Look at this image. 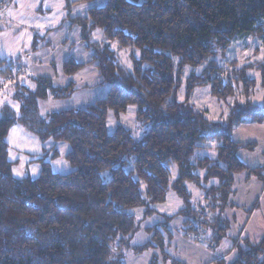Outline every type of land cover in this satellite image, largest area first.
Here are the masks:
<instances>
[{"label": "trees", "instance_id": "16d2710c", "mask_svg": "<svg viewBox=\"0 0 264 264\" xmlns=\"http://www.w3.org/2000/svg\"><path fill=\"white\" fill-rule=\"evenodd\" d=\"M67 2L70 12V0ZM88 14L87 18L70 20L72 24L80 25L82 39L87 42V49L92 48L94 55L88 63L70 59L64 63V69L71 75L81 72L93 60L98 61L95 67L105 73L103 82L109 85L108 95L84 109L54 111L52 124L46 126L44 135L48 139L55 143H70L71 151L67 156L73 169L70 174H53L47 154L40 161L43 171L39 179L15 180L10 172L14 165L5 159L3 146L0 145V264H125L128 251L140 254L154 247L152 241L143 246H132L131 241L135 232L139 231V224L134 221V213L128 211L140 202L137 186L148 179L152 170H155L156 176L149 181L147 194L150 202H145L144 215L158 213L151 205L166 202L170 183L171 190L185 199L187 205L179 213L185 217L181 231L185 236L198 233L200 225L206 222L201 221L196 209L191 208L193 193L188 191L183 181L195 182L198 188L204 187L198 182L199 169L211 159L212 144L204 146L195 163L182 167L175 181L156 178L163 176L161 169L164 165L160 161L168 157L179 161L183 155L191 153L193 148H189L188 153H182V147L199 139L197 129L201 118L208 120L206 112L198 110L192 102L193 93L206 84L210 85V92L215 98L226 97L227 100L240 96L245 100L233 105L234 108L244 109L237 115L242 124L264 119V99L260 103L253 102L258 82L248 73L253 69L261 72V86L264 88V63L242 64L235 60L221 66L216 60L241 36L258 37L264 44V0H108L105 6L94 7ZM89 21H98L104 26L102 41L90 39L89 33L95 30V25ZM213 40L220 52L210 62V68L200 75L192 74L185 81L183 64L197 63L195 56L199 54L203 58L212 47L210 42ZM95 46H102V50ZM131 46H144L141 58L152 65L141 75L138 62L133 61L136 75L152 89L151 95L146 96L143 88L137 87L130 76L115 78L112 75L122 65L121 51L127 53L130 59L134 56ZM126 48L129 51L126 52ZM155 48L161 51L154 52ZM169 51L184 55L186 60L173 65ZM18 61L21 62V59L0 61V65L17 67L18 70L24 68ZM149 76L157 78L159 87L153 88ZM38 79L40 84L34 97H44L51 91L54 100L62 96L66 99L75 89V84L55 89L51 87L49 77L40 76ZM10 84L0 83V96ZM13 86L25 87L19 81ZM179 87L185 89L184 103L191 107V114L179 111L165 113L155 108L148 115L144 114L143 105H151L157 94L170 93L173 88L179 102ZM34 103L33 98L29 101L30 107ZM133 103L137 107V123L144 121L152 125V130L141 143L135 142L132 131L122 124L112 134L108 129L109 113L113 112L120 118L127 114ZM245 115L250 119H242ZM10 123L7 116L0 120V133H4ZM222 138L229 139L227 135ZM237 145L242 144L234 140L229 145L232 151L227 153L225 163L216 164V169H224L223 172L210 171L203 177L205 183L212 174L222 180V185H213L205 191V199L211 196L215 200L217 197L213 194L221 193V210L224 206L238 208L233 200L228 199L236 193L233 185L237 183V172L245 173L247 180L256 175L264 181L262 168L250 169L241 162ZM242 146L247 149L253 147L252 144ZM57 155L55 152L53 158ZM131 157H135L134 162H130ZM102 172L108 175L101 176ZM210 206L215 208L218 205ZM199 209L200 214H206V206L200 205ZM174 218L165 217L163 228L166 232L169 221ZM230 224V220L218 221L217 243L223 239L226 226ZM149 230L153 232V240L161 248L167 262L165 238L159 225ZM245 242L246 247L237 248V258L230 264H264V259H260L264 255V237L257 245L248 240ZM112 244L117 248L116 253L111 252ZM110 255L114 259L109 260ZM151 264H160V258L154 257ZM174 264L179 262L174 261Z\"/></svg>", "mask_w": 264, "mask_h": 264}, {"label": "clouds", "instance_id": "9594fccd", "mask_svg": "<svg viewBox=\"0 0 264 264\" xmlns=\"http://www.w3.org/2000/svg\"><path fill=\"white\" fill-rule=\"evenodd\" d=\"M22 8H34L35 5H22ZM77 8H87L88 4H76ZM4 14L7 16L13 17L16 20L14 27H19L21 23L25 21L21 20L20 17L25 15L23 11L17 13L13 12L9 5L4 6ZM29 16L32 13H28ZM47 19V18H45ZM58 20V18H57ZM5 24L9 23L7 19L4 21ZM56 20H54V23ZM89 23L95 25V30L90 31V39H97L103 32L104 26H102L98 21H89ZM38 28H43L44 25H36ZM80 25L77 24L73 35L77 37V47L76 49H71L67 45L62 46L64 52L79 51L80 47L87 43L84 40L79 38ZM115 31V29H113ZM43 34V33H41ZM62 34V33H61ZM30 38V34H28ZM23 38V37H22ZM131 45V42H129ZM212 47L207 53L203 55V58L199 54L195 56V61L197 63L186 62L183 64V74L188 76L191 71L200 74L204 72L206 68H210V62H212L215 56L220 52L219 46L216 45V42L213 40L210 42ZM101 47L102 46H95ZM113 47H116L113 44ZM144 46L137 48L131 46V50L134 53L132 59L124 58L123 64L120 66L119 71H115L112 75L115 78H120L124 75L130 76L137 84V87H142L145 91L146 96L152 94V89L148 88V85L145 84L140 78L136 75L134 70L133 61L138 62L137 66L141 71V75L145 74L148 69L152 68V65L149 63L143 62L141 58V50ZM17 51H20L19 46L9 49L10 55H15ZM51 51V50H49ZM129 51V49H125ZM160 48H155L154 52H160ZM38 55V54H37ZM85 59H89L94 55L92 48L90 47L87 51L82 53ZM168 55L171 58L173 65L180 63L186 60L184 55L172 54L170 51ZM48 57H45V63L42 65L34 64L31 62V56L29 55L24 61H18V64H26L27 67L19 69L17 67L9 68L7 65H0V69H3L0 72V83L11 84L6 87L2 92L3 99L0 100V120H3L5 116L11 121L9 127L4 133H0V145L3 146L5 159L13 164L10 168L12 178L15 180H22L25 178H30L33 181L39 179V175L43 171V165L40 161L44 159V156L41 154V148L48 144H55V141L48 139L44 133L46 131V126L52 124L51 116L54 111H59L65 107L78 108L81 106L82 94L79 91L80 85L83 83L81 80V73L75 72L73 74L66 73L64 65L61 61L60 54H57L55 69L47 63ZM98 61L93 60L92 64L88 66L85 71L91 69L90 76L88 77L89 83L93 84L99 81H103L105 78V73L99 68L94 67ZM41 75H47L50 78V84L52 88L60 89L67 87L69 85L75 84V89L70 97L65 99L63 96L61 99L54 101L53 92L49 91L46 96L41 97L40 95L33 94L37 93L38 86L40 84L39 77ZM36 78V79H31ZM149 80L153 82V88L159 87L157 83V78L149 76ZM19 81L25 87L16 88L13 85ZM210 90V85H205L203 89H196L197 93L203 92L207 94ZM135 91V89H134ZM231 94V93H229ZM35 100L34 106L29 105L30 100ZM185 98V89L184 87H179V102H177L176 90L175 88L170 90V93L163 95L157 94L155 99H153L152 104H145L142 106V110L145 115H148L153 108L161 112H171L179 111L181 113L188 112L192 113V109L189 105L184 103ZM196 97H193V103ZM220 103H217L216 99H212L210 102L208 100L201 101L200 108L210 107L212 109V114L208 117V120H203L201 118L200 126L197 129V134L199 136L198 140H195L192 144H189L187 147H182V153H188L189 148H193L190 154L183 155L182 158L178 161L172 157H168L166 160L160 161L164 168L161 169L163 172L162 177H156L157 179L175 181L177 179L178 173L182 170V167L187 168L191 164L197 161V156L204 151V146L207 143L212 144L211 150V159L199 169V183L203 185V188H198L195 182H190L184 180L183 184L187 185L189 192L193 193L190 197L191 208L196 209L199 219L205 221V224H201L198 233H193L184 236L182 231H177L175 236V243H179V247L171 246L166 249L168 254V260L165 262L163 256L160 257V264H174V261L179 262V264H216L214 257L222 258L221 264H230L237 255L238 247H246V242L243 237H240L238 244H233V237L237 236L239 231V225L244 222V211L237 210L230 206H224L221 210V200L219 197L221 193L218 191L213 195L217 199H212L210 196L209 199H205V191L211 188L213 185L220 186L222 185V180L218 178L215 174H212L210 178L205 181L203 177L205 173L221 171L224 169H216V164L225 163V158L227 153L232 151V148L229 145L236 139L239 135L241 129L244 128V124L241 123L240 119H237V115L244 111V109L233 107L231 103L225 105L226 97H221ZM132 110H135L136 104L131 105ZM222 113V115H221ZM242 119H250L247 115L242 117ZM221 121V123H210V121ZM113 120H109L108 124L112 125ZM254 128L264 131V119L259 120ZM134 131L132 132V139L141 143L145 137L152 130V125L141 121L133 125ZM191 131V130H190ZM227 135L229 139L226 141L222 137ZM247 139V138H246ZM264 143V140H262ZM196 145H200L197 147ZM227 149V151H225ZM71 150L70 143L64 142L59 148V157L52 161L57 167L63 165L66 170L70 169V162L65 159L67 152ZM237 154L243 153L253 164L259 165L262 167V174H264V155L261 153L264 152V147H256L254 151L247 150L242 145L236 146ZM28 153V154H26ZM223 153V156L221 155ZM130 162L135 161V157L129 158ZM26 165L28 166L26 168ZM55 174V172L53 173ZM237 175H243V172H237ZM101 176L108 175L107 172L100 173ZM153 176H156L155 170H152L148 179L142 180L137 186L136 192L139 197V203L134 207H130L128 211L134 213V221L139 224V231L135 232V238L131 241L133 245L143 244L149 241L155 245L152 248H149L147 251L143 252L139 257L138 264H149V258L152 257L153 253H160V248L155 244V241L152 239V234L145 231V227L159 219L158 215H148L145 216V202H150V197L147 194V190L150 187L149 181ZM264 181H258L257 176L253 175L251 181L247 185H233V187H243V192L239 196H229L228 199L231 200H240L242 203L251 204L255 199L257 193H260L261 197V210H264V192H261L260 185ZM183 186V185H181ZM168 191L170 192V202L162 205L152 204L153 208H159L160 211L167 213L169 216H175L171 221V225L181 226V221L185 217L180 213L181 209L187 207L185 204V199L176 195L174 192H171V184L169 183ZM216 204L217 207L213 208L210 205ZM204 205L207 208L206 214H200L199 206ZM238 211V220H232L233 212ZM259 216V212L254 214V217ZM219 220H230V226H226V231L223 234V239L219 240L217 243V223ZM261 229H264V222L260 224ZM247 231L252 232V238L250 243L257 245L260 243L261 233L260 231L254 229L252 224H249ZM161 234L164 236L165 241H167L168 233L161 228ZM129 233L128 235H131ZM210 245L212 247H210ZM111 252L116 253L117 248L115 244L111 245ZM128 255H131L129 252ZM109 260L114 259V256H109ZM264 259V255L260 257Z\"/></svg>", "mask_w": 264, "mask_h": 264}, {"label": "crops", "instance_id": "0c3cea01", "mask_svg": "<svg viewBox=\"0 0 264 264\" xmlns=\"http://www.w3.org/2000/svg\"><path fill=\"white\" fill-rule=\"evenodd\" d=\"M107 2L108 0H98L95 2L70 0L71 8L70 12H68L67 0H0V61L21 59L22 62L30 55L32 63L42 65L45 63V57H48L47 63L55 69L57 54L59 53L63 65L70 59H74L79 63H88L91 60V57L86 60L82 55L84 51L88 50L86 44L81 46L79 49L80 51H82L81 56L78 55L77 51L64 52L62 46L67 45L71 49H76L77 47V37L72 34L73 31H75L76 25L71 23L72 19L87 18L89 15L88 13L92 8L103 7L107 4ZM83 3H87L88 7H75L76 4ZM5 5H9L13 12L19 13L23 11L25 15L21 16L20 19L25 22L21 23L19 27H14L13 25L16 23V20L10 16L6 17V14H4ZM22 5H35V7L22 8ZM28 13H32V15L29 16ZM6 19L7 21H9V23L7 24H5L4 22ZM54 20H56L55 23ZM38 24H42L44 25V27L38 28L36 26ZM28 34H30V38ZM79 38L80 40H83L81 28L79 31ZM17 45L19 46L20 51H17L14 56L10 55L9 49L15 48ZM83 58L85 60H83ZM22 65L27 67L26 64ZM41 76L48 77L47 75ZM61 110H65V108H62ZM243 124L245 126L243 129H241L235 141L242 145L252 144V149L246 148L249 151H254L256 147H264V143H262V140H264V131L254 128L253 125H255L256 123ZM62 144L63 143H55L54 145L48 144L46 146H43L41 148V154L43 156L49 154L47 157L51 162L53 172L60 175H67L73 171L71 166V170H66L63 165L57 167L56 165H54V163H52V161L59 157V148L62 146ZM70 151L65 155L66 160ZM55 152L58 154L57 158H53V154ZM261 154L264 155V152H262ZM239 159L245 166L250 169L262 168L259 165L253 164L247 157L244 156L242 152L239 153ZM27 167L28 166L26 165V168ZM251 178L247 180V175L245 173L243 175H239L236 185H247L249 181H251ZM257 179L258 181H261L258 177ZM260 188L261 192H264V183L260 185ZM235 189L236 193L234 196H239L243 192V187H235ZM260 201V193L256 194L255 199L251 202L250 205L246 202L242 203L240 200H233V202L238 205L237 210L244 211V222L243 224L239 225L237 236L232 238L233 244H238V240L240 237H243L244 240L251 241L253 233L247 231L249 224H252V227L254 229L260 231L261 239L264 237V229H261L260 227L261 222H264V210H261ZM257 212H259V216L254 217V214ZM231 219L238 220V213L237 215H235V212H233ZM255 220H258V222L253 225V222ZM236 258L237 255L234 260ZM213 259L216 260V264H218V262L222 260V258L217 257H214Z\"/></svg>", "mask_w": 264, "mask_h": 264}, {"label": "rangeland", "instance_id": "374dc122", "mask_svg": "<svg viewBox=\"0 0 264 264\" xmlns=\"http://www.w3.org/2000/svg\"><path fill=\"white\" fill-rule=\"evenodd\" d=\"M95 40L96 41L103 40L102 34ZM113 48H116V47H113ZM258 49H260V51ZM257 51H259V52H257ZM77 53L79 56H81L82 51L79 50V51H77ZM119 56H120V60H121L122 64H123V60L125 57L130 59L128 54L124 53L122 51L119 53ZM83 60H85V59L83 58ZM86 60H88V59H86ZM216 60L219 62V64L221 66H224L228 62L235 61V60L241 62L242 64L243 63L248 64L247 62L264 63V44H263V41L260 38L255 37V36H241L233 42V44L226 51V53L219 54L216 57ZM89 65L90 64H88L80 72L82 74L81 80H83V83L80 85V89H79V91L82 94V98H81V106H78V108H83V109L94 104L96 101H98L100 99L106 98L108 95V92H109V85L105 84L103 81H99V82H96L93 84L89 83L88 77L90 76L91 69H89L88 71H85V69H87ZM94 67H95V65H94ZM248 73H249L250 77L255 78L258 82L257 91L254 95L253 102L254 103H260L264 99V88L261 86V83H262L261 72H259L256 69H253V70L249 71ZM192 74L200 75L202 73L197 74L193 70L188 74V76H185V81ZM203 88H200V89H203ZM194 96L196 97V99L194 101V105L196 106V108L198 110L205 111L207 114V117H209L212 114V109L210 107H204L201 109L200 108L201 101L208 100L210 102L212 99H216L217 103H220V99L213 97L210 90L207 94H204L203 92L197 93L195 90V92L192 95V102H193ZM0 98H1V100L3 99L2 96ZM54 101H56V100H54ZM242 101L245 102V100L240 98V96H236V97L233 96V97H230L227 100H225V105H227L228 103H231L233 106L237 102H242ZM66 108H73V107L69 106V107H65V109ZM221 115H222V113H221ZM110 119L114 121V123L112 125L108 124V129H109V132L111 134L114 133V131L116 130V128L120 124L124 125L125 127H127L128 129H130L133 132L134 131L133 125L137 123V107L135 108V110H132V108L130 107L128 109L127 114L121 115L120 118H117L113 112H110L109 117H108V121ZM215 122H220V121L218 120ZM171 192H174V191L171 190ZM169 202H170V193L167 195L166 202L162 203V204H166ZM162 204H158V205H162ZM155 209L158 212L155 215H158L159 219H157L156 221H154L153 223H151L150 225L145 227V231L150 232L152 234V239H153V232H151L149 229L153 226H156V225H159V229H161V227L163 228V226L165 225V222H166L165 217L166 216L172 217V216H169L167 213L160 211V209L158 207ZM159 213H160V215H159ZM171 221H169V230L167 232L168 238H167V241H165V248H164L165 251L168 247H171V246L179 247V243L174 244V241H175L176 232L181 231L182 225L181 226L171 225ZM257 222H258V220H255L253 222V225H255ZM181 224H182V221H181ZM185 237H187V236H185ZM149 242H151V241H149ZM147 243L148 242L143 243V244H137V245L132 244V246L138 247V246H143ZM129 252L131 253V255H128ZM142 254L143 253L138 254V253H135L133 251H128L125 254V264H138L139 257ZM161 256H162V250L160 248L159 254L154 252L152 257L149 258V264L152 263V260L154 257L160 258ZM205 264H208V262H205Z\"/></svg>", "mask_w": 264, "mask_h": 264}]
</instances>
